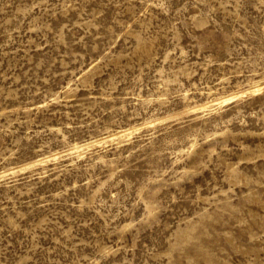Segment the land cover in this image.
<instances>
[{"label":"rangeland","instance_id":"obj_1","mask_svg":"<svg viewBox=\"0 0 264 264\" xmlns=\"http://www.w3.org/2000/svg\"><path fill=\"white\" fill-rule=\"evenodd\" d=\"M0 264H264V0H0Z\"/></svg>","mask_w":264,"mask_h":264},{"label":"bare ground","instance_id":"obj_2","mask_svg":"<svg viewBox=\"0 0 264 264\" xmlns=\"http://www.w3.org/2000/svg\"><path fill=\"white\" fill-rule=\"evenodd\" d=\"M229 99V98H228ZM226 101V100H225ZM228 101V100H227Z\"/></svg>","mask_w":264,"mask_h":264}]
</instances>
